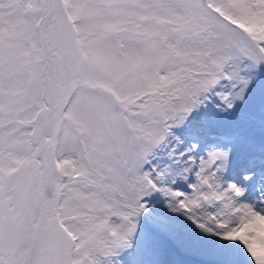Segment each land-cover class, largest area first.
I'll list each match as a JSON object with an SVG mask.
<instances>
[{
	"label": "snow or ice",
	"instance_id": "snow-or-ice-1",
	"mask_svg": "<svg viewBox=\"0 0 264 264\" xmlns=\"http://www.w3.org/2000/svg\"><path fill=\"white\" fill-rule=\"evenodd\" d=\"M0 264H264V0H0Z\"/></svg>",
	"mask_w": 264,
	"mask_h": 264
}]
</instances>
